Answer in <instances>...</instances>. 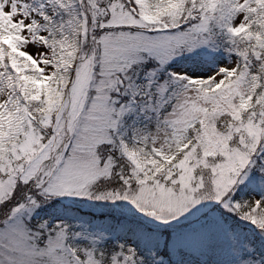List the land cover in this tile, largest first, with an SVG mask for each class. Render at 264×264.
Wrapping results in <instances>:
<instances>
[{"label":"snow or ice","instance_id":"snow-or-ice-1","mask_svg":"<svg viewBox=\"0 0 264 264\" xmlns=\"http://www.w3.org/2000/svg\"><path fill=\"white\" fill-rule=\"evenodd\" d=\"M0 264H264V0H0Z\"/></svg>","mask_w":264,"mask_h":264}]
</instances>
